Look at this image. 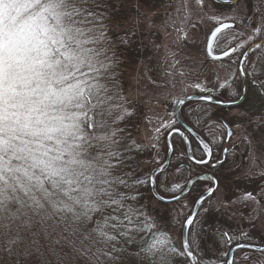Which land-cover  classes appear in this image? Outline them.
I'll return each mask as SVG.
<instances>
[{
  "label": "snow or ice",
  "instance_id": "snow-or-ice-1",
  "mask_svg": "<svg viewBox=\"0 0 264 264\" xmlns=\"http://www.w3.org/2000/svg\"><path fill=\"white\" fill-rule=\"evenodd\" d=\"M117 4L0 0V264H203L185 238L199 216L182 212L186 189H204L193 203L207 213L204 205L220 190L217 170L228 160L224 132L230 140L236 119L252 126L246 139L264 145V55L252 59L264 52V0L246 17L250 34L236 31L235 15L210 17L203 52L221 62L223 75L211 86L192 83L198 95L172 97L170 118L147 143L132 131L140 112L118 74L129 33L112 27ZM217 107L246 114L226 121ZM256 175L264 180V170ZM248 179L242 172L240 180ZM250 182L256 187L220 208H264V187ZM162 203L179 206L175 224L153 215ZM222 237L247 243L236 242L223 253L226 262L214 258L218 264H234L239 250L264 254V236L260 244L243 230Z\"/></svg>",
  "mask_w": 264,
  "mask_h": 264
},
{
  "label": "rangeland",
  "instance_id": "rangeland-1",
  "mask_svg": "<svg viewBox=\"0 0 264 264\" xmlns=\"http://www.w3.org/2000/svg\"><path fill=\"white\" fill-rule=\"evenodd\" d=\"M255 2L256 0H238L236 4L225 5L212 0H203L202 4L197 0H138L134 3L133 10L123 8L121 17L126 19L125 28H130L129 32L134 33L139 51L137 63L127 73L126 96L140 103L142 107L138 135L141 140L145 143L152 140L155 127L162 120L170 118L172 108L169 104L172 97L199 94L198 89L190 86L192 83L199 80L211 86L210 82H215L217 75H223L221 62L206 58L203 52L205 34L214 26L210 17L235 15L236 31L250 34L251 29L246 26V17L253 16ZM192 25H195V28ZM244 38L246 39V36ZM236 55L239 56V53ZM258 55H264V52L252 54V59L255 60ZM224 71H227L226 67ZM214 111L226 121L233 120L237 112L246 114L236 108L221 110L217 107ZM254 112L256 114L252 119L258 121L260 113L255 109ZM239 124V119L231 124V139L227 143L223 141L220 145V149L229 148L226 165L218 170L222 175L220 190L204 205L209 208L207 213L199 207L197 222L187 233V238L193 242L204 264H218L214 258L220 259L221 255L229 250L222 237L223 230L212 227L214 229H208V233L205 230L202 234V227L209 225L210 218H220L221 222L229 226L226 232L234 234L236 229L248 232L251 240L257 241L256 244H260L261 237L264 236L260 230L261 224L264 223V208H258L254 204L240 206L238 209L220 208L221 202L230 204L243 195L245 188L251 190L256 187L251 180H257L260 186L264 187V180H260L256 175L264 170V145L259 138L251 139V142L246 139V133L251 138L253 128L246 123L244 126H238ZM163 147L164 139L161 136V157L164 156ZM217 154H220L219 149ZM150 166L155 167V162ZM242 172L249 173L248 180H240ZM181 203L187 205L182 209L183 214L191 213L193 200L185 198ZM153 207V215L160 218L162 225L169 222L175 224L173 217L178 205L162 203ZM217 208L220 210L217 211ZM251 216L256 218L250 222ZM179 230L180 226L176 224L175 232L172 233L178 243L181 242ZM245 252L250 257L247 261L243 258ZM233 258L234 264H255L257 260L264 259V254L244 249L234 253Z\"/></svg>",
  "mask_w": 264,
  "mask_h": 264
},
{
  "label": "trees",
  "instance_id": "trees-1",
  "mask_svg": "<svg viewBox=\"0 0 264 264\" xmlns=\"http://www.w3.org/2000/svg\"><path fill=\"white\" fill-rule=\"evenodd\" d=\"M137 1L138 0H118L117 8L114 10V13H113L114 19L111 21V24H112L114 31L120 33L121 35H123L125 32L129 33V36H128L129 43L127 45L121 46L122 54L120 56V63L118 66V74H119L120 79H121V83L123 86V92H124L125 96H126V89H127V73L130 70V68H132L133 65H135L137 63V57L139 55V51H138V48L136 47L137 45H136V38L134 37V33H132V31L129 32L130 28H128V29L125 28V25L127 22H125L126 19H123V17H121V13L122 14L124 13L122 11L124 7H126L127 9L133 10L135 8L134 3L135 2L137 3ZM126 98H127V96H126ZM127 100L130 103L135 104L136 107L139 109L140 118H139V121H138L136 127L132 128V131L136 134V138L141 140L138 135H139V127H140V123H141L142 107H141L140 103H138L137 101H134V100H131L128 98H127ZM208 171L209 170L205 168V169H203L201 174L206 173ZM217 176L219 177V179H221V177H222L221 173L218 170H217ZM202 191H204V189L201 188L200 185H196L195 187L188 190V192L186 193V198L194 200L196 197H198L201 194ZM214 222H216V223H214ZM208 224L209 225H205L202 227V234L204 232H206L205 230H207V233H208L209 232L208 229H214V228L223 230L224 232L229 230V226H227L226 224L221 222L220 218H215V219L210 218L208 220ZM212 227H214V228H212ZM239 231L240 230L236 229L234 234L238 233ZM236 242L247 243V241L243 240V239H239L238 241L234 240L231 245L228 244L229 248L232 245H234ZM252 242L256 244L257 241L252 240ZM219 260L221 262H225L226 257L224 255H221V258Z\"/></svg>",
  "mask_w": 264,
  "mask_h": 264
},
{
  "label": "water",
  "instance_id": "water-1",
  "mask_svg": "<svg viewBox=\"0 0 264 264\" xmlns=\"http://www.w3.org/2000/svg\"><path fill=\"white\" fill-rule=\"evenodd\" d=\"M212 1H213V2H216V3L226 4V3L223 2V0H212ZM235 1H236V0H230V3H227L226 5L233 4V3H235ZM258 42H260V43H264V39H259ZM196 95H198V94H196ZM192 96H195V95H192ZM226 138H227V135H226ZM188 190H189V189H186V193L188 192ZM204 194L207 195L206 192H204ZM199 206H200L199 204H194L193 209H192L191 212L198 211ZM185 238H187V236H186ZM234 246H235V244L232 245L230 248H232V247H234ZM246 250H247V249H246ZM233 254H234V253H233ZM226 260H227V257H226ZM225 262H226V261H225Z\"/></svg>",
  "mask_w": 264,
  "mask_h": 264
},
{
  "label": "flooded vegetation",
  "instance_id": "flooded-vegetation-1",
  "mask_svg": "<svg viewBox=\"0 0 264 264\" xmlns=\"http://www.w3.org/2000/svg\"><path fill=\"white\" fill-rule=\"evenodd\" d=\"M237 2H238V0H236L235 3H233V4H236ZM233 4H231V5H233ZM226 135H227V133H226V130H225V139H224L225 143H227L229 141V139L226 138ZM222 148H228V147H222Z\"/></svg>",
  "mask_w": 264,
  "mask_h": 264
}]
</instances>
